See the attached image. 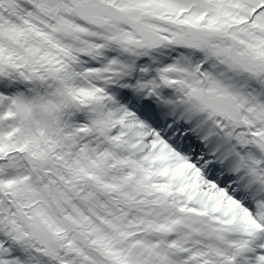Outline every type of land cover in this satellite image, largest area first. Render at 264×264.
Wrapping results in <instances>:
<instances>
[{"label":"snow or ice","instance_id":"1","mask_svg":"<svg viewBox=\"0 0 264 264\" xmlns=\"http://www.w3.org/2000/svg\"><path fill=\"white\" fill-rule=\"evenodd\" d=\"M0 264H264V0H0Z\"/></svg>","mask_w":264,"mask_h":264}]
</instances>
